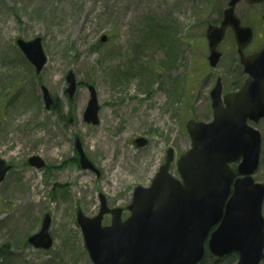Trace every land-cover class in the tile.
I'll return each mask as SVG.
<instances>
[{
    "label": "rangeland",
    "instance_id": "rangeland-1",
    "mask_svg": "<svg viewBox=\"0 0 264 264\" xmlns=\"http://www.w3.org/2000/svg\"><path fill=\"white\" fill-rule=\"evenodd\" d=\"M226 4L0 0V158L11 166L0 182V264H93L76 210L95 215L102 194L125 217L133 188L150 184L168 148L170 172L178 176L176 159L190 147L186 122L211 120L209 92L217 79L222 93L241 85L230 30L218 47L217 65L207 61L205 31L219 22ZM235 13L254 29L248 51L258 49L264 42V2H239ZM35 36L46 56L38 74L15 42ZM68 71L77 82L72 98L65 91ZM88 85L99 105L97 124L84 120ZM41 86L58 102V112L45 108ZM250 124L262 137L253 178L264 185V118ZM96 134L106 143L95 142ZM75 137L98 174L74 163ZM136 137L147 143L136 146ZM31 155H39L45 166H30ZM46 213L51 245L35 248L28 237L39 231ZM108 222L105 216L103 223Z\"/></svg>",
    "mask_w": 264,
    "mask_h": 264
},
{
    "label": "water",
    "instance_id": "water-1",
    "mask_svg": "<svg viewBox=\"0 0 264 264\" xmlns=\"http://www.w3.org/2000/svg\"><path fill=\"white\" fill-rule=\"evenodd\" d=\"M239 1L228 0L220 25L207 28L208 60L211 66L217 64L220 57L217 46L230 27L248 78L239 91L225 94L223 102L221 83L217 80L210 92L213 119L207 123L194 120L187 123L191 148L177 162L183 182L168 173L172 159L169 149L151 185L134 189L126 220H121L120 208L106 207L102 195L96 216L90 218L77 211V222L94 264H197L204 253V241L215 224L208 240L212 254L220 256L236 251L239 254L236 264H258L262 258L264 185L255 183L250 176L258 165L261 136L247 120L257 122L264 116V47L254 54H243L252 39V29L241 25L234 13ZM243 1L257 4L263 0ZM16 43L38 73L46 62L41 38L37 36L28 41L17 38ZM66 81V91L72 97L76 82L71 71ZM88 88L90 98L84 119L95 124L98 122L97 98L93 86ZM41 89L45 106L49 108L52 98L44 86ZM135 143L142 146L146 139L136 138ZM76 149L80 165L91 167L78 139ZM240 157L237 173L243 176L235 178L229 163ZM28 163L37 168L44 165L37 155L31 156ZM9 168L0 159V181ZM108 212L112 214L111 222L102 227V216ZM48 225L46 214L39 233L28 239L34 247L50 246Z\"/></svg>",
    "mask_w": 264,
    "mask_h": 264
},
{
    "label": "trees",
    "instance_id": "trees-1",
    "mask_svg": "<svg viewBox=\"0 0 264 264\" xmlns=\"http://www.w3.org/2000/svg\"><path fill=\"white\" fill-rule=\"evenodd\" d=\"M236 260H237V255L235 253H231L223 257H212L206 251L203 258L200 260L198 264H234Z\"/></svg>",
    "mask_w": 264,
    "mask_h": 264
},
{
    "label": "flooded vegetation",
    "instance_id": "flooded-vegetation-1",
    "mask_svg": "<svg viewBox=\"0 0 264 264\" xmlns=\"http://www.w3.org/2000/svg\"><path fill=\"white\" fill-rule=\"evenodd\" d=\"M57 101H55V104L51 107V109L52 110H54L55 112H58V110H59V106L57 105ZM75 144H76V137H75V139H74V154H75V156L73 157V159H74V163H77V165L79 166V162H78V157H79V155H78V153H77V150H76V146H75Z\"/></svg>",
    "mask_w": 264,
    "mask_h": 264
},
{
    "label": "bare ground",
    "instance_id": "bare-ground-1",
    "mask_svg": "<svg viewBox=\"0 0 264 264\" xmlns=\"http://www.w3.org/2000/svg\"><path fill=\"white\" fill-rule=\"evenodd\" d=\"M95 142H99L101 144H105L106 140L104 138H102L99 134H96L95 136ZM117 172H115L114 174L116 175Z\"/></svg>",
    "mask_w": 264,
    "mask_h": 264
}]
</instances>
